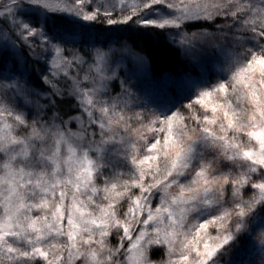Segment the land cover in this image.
Returning <instances> with one entry per match:
<instances>
[{"label": "snow or ice", "instance_id": "6c2138e0", "mask_svg": "<svg viewBox=\"0 0 264 264\" xmlns=\"http://www.w3.org/2000/svg\"><path fill=\"white\" fill-rule=\"evenodd\" d=\"M0 264H264V0H0Z\"/></svg>", "mask_w": 264, "mask_h": 264}, {"label": "trees", "instance_id": "16d2710c", "mask_svg": "<svg viewBox=\"0 0 264 264\" xmlns=\"http://www.w3.org/2000/svg\"><path fill=\"white\" fill-rule=\"evenodd\" d=\"M109 35L144 54L150 61V72L152 74L159 76L163 73L178 70L179 60L177 54L168 45L165 37L158 32L133 26L111 32Z\"/></svg>", "mask_w": 264, "mask_h": 264}]
</instances>
